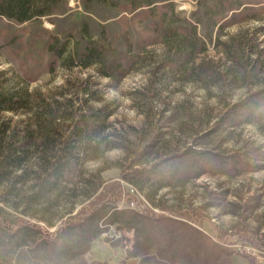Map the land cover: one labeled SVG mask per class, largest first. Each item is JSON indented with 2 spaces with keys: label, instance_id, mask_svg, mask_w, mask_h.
Here are the masks:
<instances>
[{
  "label": "rangeland",
  "instance_id": "374dc122",
  "mask_svg": "<svg viewBox=\"0 0 264 264\" xmlns=\"http://www.w3.org/2000/svg\"><path fill=\"white\" fill-rule=\"evenodd\" d=\"M149 1L0 16V264H264V0Z\"/></svg>",
  "mask_w": 264,
  "mask_h": 264
},
{
  "label": "trees",
  "instance_id": "16d2710c",
  "mask_svg": "<svg viewBox=\"0 0 264 264\" xmlns=\"http://www.w3.org/2000/svg\"><path fill=\"white\" fill-rule=\"evenodd\" d=\"M64 2V0H0V16L13 19L17 22H25L31 19L40 18L47 16L57 8V5L59 3ZM154 2L146 0L144 3V7L151 8V6ZM253 2H242L240 5H252ZM236 9V8H233ZM226 18L224 16L222 19ZM264 91H258L255 92L253 96H260ZM248 98L246 97L244 102H246ZM263 100H255L252 105L250 106V109L247 113V116L243 119V122H252L253 117L252 116H264V105L262 104ZM103 194H101L102 198L98 197L96 198L92 203H90L87 206H84L80 209L79 213L86 214H92L93 212H96L97 206L102 204L105 200H118L121 198L120 192L116 191L113 187V184H109L104 186ZM25 226V225H23ZM28 227V226H27ZM20 228V227H19ZM17 229L15 226H12L10 223L6 222L4 219L0 217V230L3 233H6L8 235H13L19 233L20 229ZM49 233L46 232L45 236H48ZM220 237H222V240L225 239V234L219 233ZM264 243V242H263ZM262 243V244H263ZM131 256H128L127 258L131 257L130 259H133L134 256L133 253H130V250L128 252ZM127 253V254H128ZM98 264H109L107 262H100ZM120 264H132V260L129 261H122Z\"/></svg>",
  "mask_w": 264,
  "mask_h": 264
},
{
  "label": "built area",
  "instance_id": "2783aa9c",
  "mask_svg": "<svg viewBox=\"0 0 264 264\" xmlns=\"http://www.w3.org/2000/svg\"><path fill=\"white\" fill-rule=\"evenodd\" d=\"M102 235H106V233H102ZM116 236V235H115Z\"/></svg>",
  "mask_w": 264,
  "mask_h": 264
}]
</instances>
